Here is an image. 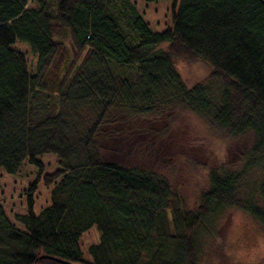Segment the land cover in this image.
<instances>
[{"label": "trees", "instance_id": "obj_1", "mask_svg": "<svg viewBox=\"0 0 264 264\" xmlns=\"http://www.w3.org/2000/svg\"><path fill=\"white\" fill-rule=\"evenodd\" d=\"M135 5L0 0V168L42 169L46 154L59 164L42 176L52 202L35 214L32 184L22 227L0 204V264H199L195 237L217 210L246 211L264 229V167L260 201L239 195V174L211 169L189 208L160 171L106 163L97 143L113 110L149 113L160 102L227 137L253 133V156H264V0H175L162 32ZM18 41L37 56L35 72ZM181 58L212 70L188 85ZM82 104L98 112L89 126L71 115ZM93 226L99 241L87 260L80 237Z\"/></svg>", "mask_w": 264, "mask_h": 264}, {"label": "rangeland", "instance_id": "obj_2", "mask_svg": "<svg viewBox=\"0 0 264 264\" xmlns=\"http://www.w3.org/2000/svg\"><path fill=\"white\" fill-rule=\"evenodd\" d=\"M132 1L153 31L162 32L172 26L175 0ZM167 45L159 48L166 49ZM13 47L25 53L30 71L35 72L37 56L31 53L29 46L18 41ZM177 62L180 77L188 85L197 84L212 70L201 61L181 58ZM96 111L93 106L82 104L71 115L89 126L97 116ZM99 133L97 143L106 163L138 165L160 171L167 177L172 192L182 197L189 208L199 205L201 193L209 187L211 169L239 174V195L261 199L259 186L263 178L264 156H253L255 140L251 132L227 137L188 108L156 102L149 113L113 110L110 121ZM38 160L42 169L29 162L14 174L0 168V204L18 227L22 224L16 219L27 213L32 184H37L32 193L35 214H40L52 202L53 186L47 187L42 176L58 169V159L46 154ZM262 228L246 211L235 208L217 210L197 231L195 243L199 264H264ZM99 235L97 227L93 226L80 237V248L87 260H90L88 248L99 241Z\"/></svg>", "mask_w": 264, "mask_h": 264}]
</instances>
